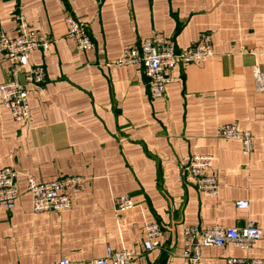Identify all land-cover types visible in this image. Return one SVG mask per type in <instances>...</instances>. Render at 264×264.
I'll return each instance as SVG.
<instances>
[{"label": "crops", "instance_id": "crops-1", "mask_svg": "<svg viewBox=\"0 0 264 264\" xmlns=\"http://www.w3.org/2000/svg\"><path fill=\"white\" fill-rule=\"evenodd\" d=\"M20 13L51 45L30 54L46 69L45 92L28 94L30 120L16 122L0 103V169L16 170L20 189L13 209L0 206V264H92L108 248L133 251L140 264H188L180 256L187 226L252 221L264 231V0H0V34L17 35ZM67 15L87 24L92 49L68 36ZM156 31L179 51L209 33L214 50L205 62L174 67L160 98L150 96L142 67L111 64ZM9 74L0 54V84ZM232 123L252 133L249 154L240 140L219 137L218 127ZM199 153L214 158L217 197L181 180ZM26 174L85 181L65 190L68 209L36 214ZM122 195L134 207L117 213ZM153 221L163 236L146 252ZM201 257L264 259V240L203 247Z\"/></svg>", "mask_w": 264, "mask_h": 264}, {"label": "built area", "instance_id": "built-area-1", "mask_svg": "<svg viewBox=\"0 0 264 264\" xmlns=\"http://www.w3.org/2000/svg\"><path fill=\"white\" fill-rule=\"evenodd\" d=\"M101 1V0H100ZM17 35L13 38L0 34V54L9 63L10 74L0 84V103L9 111L16 122H28L31 108L28 100L32 89L38 95L45 92L46 69L43 65L33 66L29 63L30 54L34 51L46 53L50 49L51 39L34 31L23 14L16 16ZM68 36L75 40L82 51L94 47L87 31V24L71 15L65 17ZM213 40L209 33H202L199 42L190 48L176 50L162 32L156 31L141 40L138 46L124 50L121 58L111 64L117 66H140L147 78L149 94L152 98L165 95L166 87L171 82V70L180 65L201 63L213 58ZM264 90V80L257 73ZM218 135L223 139H236L242 143V150L249 154L253 149V136L250 130H243L238 123L222 124L218 127ZM214 167V158L209 154L199 153L190 157L185 166L181 180L191 183L198 192L217 197L219 194V178ZM18 172L11 167L0 169V206L11 210L20 195L17 183ZM26 190L32 197V211L36 214L54 210L61 211L71 206V199L66 194L68 188H76L85 178L66 176L55 181H38L33 175L26 174ZM237 208H248V202L239 201ZM134 207L128 195L115 200V211L123 213ZM144 251H152L159 247L163 236L162 226L153 221L145 227ZM185 247L180 254L188 264H204L201 250L207 246L233 245L248 249L253 243L264 240V231L252 221L243 228H227L218 226H187L183 231ZM55 264H73L68 259H61ZM92 264H140L139 256L130 250H114L108 248L106 255L94 259ZM226 264H264L261 258L228 257Z\"/></svg>", "mask_w": 264, "mask_h": 264}]
</instances>
